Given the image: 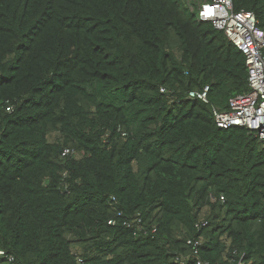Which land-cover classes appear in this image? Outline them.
Segmentation results:
<instances>
[{
  "label": "trees",
  "instance_id": "obj_1",
  "mask_svg": "<svg viewBox=\"0 0 264 264\" xmlns=\"http://www.w3.org/2000/svg\"><path fill=\"white\" fill-rule=\"evenodd\" d=\"M190 2L0 0V264H264V139L213 115L246 57Z\"/></svg>",
  "mask_w": 264,
  "mask_h": 264
},
{
  "label": "built area",
  "instance_id": "obj_2",
  "mask_svg": "<svg viewBox=\"0 0 264 264\" xmlns=\"http://www.w3.org/2000/svg\"><path fill=\"white\" fill-rule=\"evenodd\" d=\"M198 19L209 21L222 31L227 38L245 55L248 70L249 90L243 94L233 97L230 101V108L222 110L213 106V115L218 127L229 129L234 126L245 127L260 139H264V29L259 25V19L255 12L251 10H236L234 0H197ZM161 91H165L162 88ZM210 86L203 89L190 90L188 96L191 99H200L209 102ZM8 110H11L8 107ZM70 148L63 150V156L71 154ZM224 200V196H221ZM110 224H115V219L109 220ZM124 224L130 225L125 221ZM200 230L209 226V220L202 218L197 224ZM156 231V229H154ZM204 242L202 238H189L187 245L191 248L187 256L178 254L175 257L177 264H186L192 258L196 259V264H209L199 258V250ZM237 254V250H234ZM0 255L6 256L14 261L13 256H9L4 249L0 248ZM243 254L238 264H248ZM79 260L83 259L79 257Z\"/></svg>",
  "mask_w": 264,
  "mask_h": 264
},
{
  "label": "rangeland",
  "instance_id": "obj_3",
  "mask_svg": "<svg viewBox=\"0 0 264 264\" xmlns=\"http://www.w3.org/2000/svg\"><path fill=\"white\" fill-rule=\"evenodd\" d=\"M190 1H191V0H188V2H189V3H191ZM191 5H192V3H191ZM192 8H193V6H192ZM75 249H76V251H78V252H80V251H81V248H80V247H78V248H75Z\"/></svg>",
  "mask_w": 264,
  "mask_h": 264
}]
</instances>
